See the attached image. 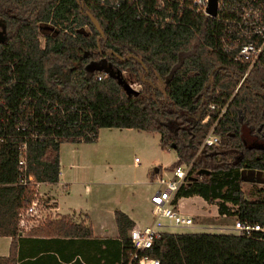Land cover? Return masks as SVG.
I'll use <instances>...</instances> for the list:
<instances>
[{
  "label": "trees",
  "instance_id": "16d2710c",
  "mask_svg": "<svg viewBox=\"0 0 264 264\" xmlns=\"http://www.w3.org/2000/svg\"><path fill=\"white\" fill-rule=\"evenodd\" d=\"M135 3L0 0V237L11 239L0 264H38L34 238L62 245L91 237L69 216L18 237L17 215L33 194L17 184L20 146L27 174L52 184L60 145L94 143L99 129L110 128L155 133L160 150L174 152L169 168L189 166L177 199L199 197L215 204L218 216L262 228L249 237L163 233L149 257L159 264H264V185L248 192L251 201L241 189L242 171L264 173V52L247 71V62L223 51L220 22L187 4L178 12L172 2L158 10L154 0ZM149 13L174 23H155ZM40 24L53 33L40 34ZM209 105L225 110L218 117ZM212 126L218 142L201 146ZM113 217L124 257L134 224L119 211Z\"/></svg>",
  "mask_w": 264,
  "mask_h": 264
},
{
  "label": "built area",
  "instance_id": "2783aa9c",
  "mask_svg": "<svg viewBox=\"0 0 264 264\" xmlns=\"http://www.w3.org/2000/svg\"><path fill=\"white\" fill-rule=\"evenodd\" d=\"M135 2L136 0H132V3ZM171 2L175 3L178 12H180L184 4H187L194 14L220 22L223 32L219 43L223 51L228 53L234 52V61L247 62V71L264 52V0H216L214 16H210L206 12L208 0H154L153 9L158 10L165 6V4L169 6ZM135 6L139 15H141V7L136 5V3ZM154 15V13H149L147 17L155 23H174L168 16L160 20ZM42 26L51 28L48 24H40L38 28L39 32H41ZM244 76L245 74L241 80ZM207 109L209 111H216L218 117H220L225 107L209 105ZM212 130L213 126L205 135L201 146L209 147L218 142L219 139L212 133ZM25 156V145L22 144L19 148L17 161V184L30 188L33 194L28 206L17 215V230L20 235H25L24 232L29 233L32 229L43 225L48 216L51 218L54 214L53 203L43 197L38 190L41 183L35 182L26 172ZM57 165L59 167V160L57 161ZM188 170L189 166L181 165L173 167L170 170L165 169L166 172L160 175V169L153 172L157 188L149 197L152 224L133 228L127 232L126 239L129 247L122 258V264H159L158 260L148 256L153 240L161 234L166 233L164 229H179L183 232L194 229L193 219L180 214L176 205L178 200L176 193L180 186L184 184ZM241 181L243 180L241 179ZM224 230H227L229 234L242 235L244 237L262 232V228L257 224L236 220L234 224Z\"/></svg>",
  "mask_w": 264,
  "mask_h": 264
},
{
  "label": "rangeland",
  "instance_id": "374dc122",
  "mask_svg": "<svg viewBox=\"0 0 264 264\" xmlns=\"http://www.w3.org/2000/svg\"><path fill=\"white\" fill-rule=\"evenodd\" d=\"M42 27L40 34L53 33V29L50 27ZM83 31H87V29H83ZM4 34L0 22V39ZM40 40L42 39L40 38ZM98 136L94 144L81 146L62 144L59 148V158L63 162V166L72 164L76 167L68 170L67 175L72 182L69 185L71 197L85 199L92 206L104 209L123 208L138 201L143 207L147 206L145 198H148L157 188L155 180H151L154 174L151 178L150 174L157 168H160L159 175L166 172L165 169L170 170L169 166L175 160L174 153L160 150L158 135L155 133L101 129ZM60 170L62 169L60 168ZM242 180L244 183L241 189L246 198L251 201L254 198L248 196V192L264 185V175L244 173ZM181 207L190 208L195 212L199 224L204 225L203 227L208 228V225L211 228L219 227L220 229L216 230L218 232H227L221 227H230L235 221V217L221 218L215 223L205 220L203 210L207 217L208 214L212 216L216 206L207 204L199 198H185L181 201ZM53 217L54 214L51 218L48 216L46 221H50ZM148 217H151L150 213H148ZM170 231L182 230L172 229ZM24 234H28V232H24Z\"/></svg>",
  "mask_w": 264,
  "mask_h": 264
},
{
  "label": "crops",
  "instance_id": "0c3cea01",
  "mask_svg": "<svg viewBox=\"0 0 264 264\" xmlns=\"http://www.w3.org/2000/svg\"><path fill=\"white\" fill-rule=\"evenodd\" d=\"M112 129V128H110ZM101 130V129H99ZM99 130L96 141L98 139ZM118 130H132V129H118ZM136 131V130H135ZM142 132V131H141ZM96 143V142H95ZM91 144V143H90ZM94 144V143H92ZM75 146H81L85 144H71ZM61 146V145H60ZM171 151V150H168ZM173 152V151H172ZM174 153V152H173ZM175 159V158H174ZM58 180L56 183L48 184L41 183L39 186V192L42 196L46 197L53 203L54 217L52 220H57L60 217L69 216L72 223L76 225H82L84 228H90L91 237L89 239L76 237L73 238L70 243H60L48 240V238H34L33 252H36L39 257L38 264H122V246L118 237L116 226L114 223L113 213L119 211L126 215L134 224L133 228L141 226H148L152 224V217H148V213L151 216V205L149 203V197L145 198L147 206H142L140 201L133 202L131 205L124 206L123 208L104 209L96 206H92L85 199L80 200L70 195L69 185L72 183L68 175V170L76 168L75 165L63 166V162L60 160ZM60 168L62 170H60ZM160 169V168H157ZM156 169V170H157ZM256 175L263 174L259 171H242L241 177L244 174ZM262 176V175H261ZM153 181L154 178L152 177ZM191 198V197H189ZM199 198V197H194ZM185 198H179L177 200V210L180 214L189 216L193 219L194 229L192 231H170L172 228L164 229L166 233H211V234H229L226 231H216L218 228L199 224L198 216L190 208H182L181 201ZM199 200H202L199 198ZM204 202V201H203ZM204 209V208H202ZM205 214V220L210 223H215L224 216H218L215 210L212 216L203 210ZM132 228V229H133ZM223 230L228 227H221ZM170 229V230H169ZM220 229V228H219ZM213 230V231H211ZM28 235H18L19 238L27 237ZM11 239L9 237H0V258H6L9 254ZM63 246V248H62ZM27 246H23V251H29Z\"/></svg>",
  "mask_w": 264,
  "mask_h": 264
},
{
  "label": "water",
  "instance_id": "95a60500",
  "mask_svg": "<svg viewBox=\"0 0 264 264\" xmlns=\"http://www.w3.org/2000/svg\"><path fill=\"white\" fill-rule=\"evenodd\" d=\"M215 11H216V0H208V4H207V8H206L207 14L210 15V16H214L215 15ZM89 17H90V20H91L92 24L94 25L96 31L99 34H101V31H100L96 21L91 16H89Z\"/></svg>",
  "mask_w": 264,
  "mask_h": 264
}]
</instances>
